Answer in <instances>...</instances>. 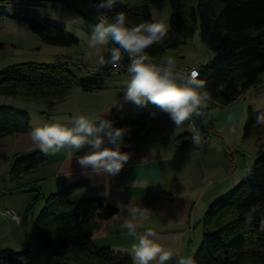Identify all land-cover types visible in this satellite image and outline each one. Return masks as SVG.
<instances>
[{
	"label": "trees",
	"instance_id": "obj_1",
	"mask_svg": "<svg viewBox=\"0 0 264 264\" xmlns=\"http://www.w3.org/2000/svg\"><path fill=\"white\" fill-rule=\"evenodd\" d=\"M164 1H169L172 8L170 30L163 41L146 52L154 62L161 63L163 55L186 45L200 29L203 44L214 54L213 61L200 66L198 78L205 81L211 96L207 108L201 110L209 136L214 133L213 112L238 102L248 84L261 83L258 77L264 73V0H123L109 16L124 12L129 26L155 22L152 8ZM37 2L0 0V28L4 20H14L25 23L44 44L68 48L78 45L79 39L65 26L29 11ZM3 47L0 44V49ZM72 56H61L53 63H21L6 68L0 72V95L45 102L53 110L75 89L85 93L103 90V80H81L74 74L72 68L82 69L63 61ZM157 110L156 105H137L133 116L107 119L115 127L128 129L124 140L142 142L158 128L159 121L152 115ZM256 114L257 110L248 109L243 137L259 144L257 159L231 193L205 213L203 239L194 255L198 264H264V225L259 224L264 218V125L256 122ZM31 129L28 112L0 106V138L29 134ZM186 138L191 139V134L178 140ZM46 160L40 150L16 155L10 170L12 180L18 182ZM77 186L45 199L35 221L40 243L63 264H132L129 255L98 249L88 229L93 215L110 219L118 209L105 198L71 200L70 194ZM30 192L36 195L21 223L26 238L29 218L42 197L38 189ZM249 211L253 215L248 225L242 226ZM31 253L30 248L23 252L5 249L0 252V264H18L20 259L29 260Z\"/></svg>",
	"mask_w": 264,
	"mask_h": 264
},
{
	"label": "crops",
	"instance_id": "obj_2",
	"mask_svg": "<svg viewBox=\"0 0 264 264\" xmlns=\"http://www.w3.org/2000/svg\"><path fill=\"white\" fill-rule=\"evenodd\" d=\"M70 55L74 54L72 52L62 54V56ZM191 66L195 65L188 64L183 68ZM125 78V76L115 77L117 80ZM258 80L261 82L259 85L250 83L246 86L245 93L238 102L213 112V141L209 139L208 144H193L190 138L178 140L180 136L158 139L153 137L154 131L146 141L124 140L121 151L129 153L130 158L115 176L97 174L91 168H82L78 163V157L84 155L87 148L76 153L75 149L66 146L55 153H44L47 159L45 164L24 175L18 181L23 188L10 197L21 199L24 196V199L18 205L7 203L6 206H13V210L15 208L20 211L23 218L27 206L32 203L36 195V192H30L31 189H38L42 196L39 202L43 199L45 202L49 196L78 185L70 194L71 200L83 197L105 198L118 209V214L110 219H102L96 214L90 218L88 229L98 249H111L129 255V249L135 240L128 234L127 229L122 227L123 219L119 214L118 205H127L135 201L142 207L150 209L153 214L141 222L137 229L139 233L142 234L150 228L165 248L174 253L194 256L200 246L196 241L202 242L203 239V229L201 231L199 228L201 225L203 228L205 213L211 205L231 192L243 178L239 175L237 160L232 159L233 157L231 160L226 159L221 153L224 140L219 138V134L221 132L229 134L231 129L236 128L237 137L241 138L248 109L251 107L257 111L264 110V73L258 77ZM103 84L105 87V82ZM72 94H76L77 101L75 103L73 101L71 107L67 106L56 112V108L67 101ZM72 94L58 102L49 115L40 118L39 125L55 122L70 126L73 118L79 115H86L97 121L102 117L106 119L112 116L127 117L132 115L137 107L133 102L124 101V91L119 88L113 92L100 90L85 93L77 90ZM159 111L158 109L156 112ZM1 139L8 141L0 145V153L4 154V157L0 158V170L5 172L6 183H10L9 173L13 158L40 149L29 134ZM252 142V150L257 151L259 144L256 141ZM236 143L239 144L238 149H241L242 153L245 152L244 148H251V144L244 145V140ZM238 152V150L234 151V154ZM18 226L21 227V224ZM22 233L24 234L23 229L21 235ZM26 242L25 246L29 245V242ZM27 248L31 249V247ZM42 249L39 250L41 253L38 254V261L33 260L32 255L35 251L31 249L29 259L31 264H63L44 246ZM3 250L5 249L0 252ZM168 264H176L175 256Z\"/></svg>",
	"mask_w": 264,
	"mask_h": 264
},
{
	"label": "clouds",
	"instance_id": "obj_3",
	"mask_svg": "<svg viewBox=\"0 0 264 264\" xmlns=\"http://www.w3.org/2000/svg\"><path fill=\"white\" fill-rule=\"evenodd\" d=\"M122 2L123 0H99L93 4L96 22L90 26L88 48L100 49L111 45L108 57L100 54L98 63L110 66L114 72L123 70L125 66L122 64V51L127 53L128 80L124 101L138 106H145L149 102L156 105L160 111L168 114L175 129L188 121L192 143H200L201 130L193 121L202 115L201 109L207 108L211 99L205 81L198 79L199 72L195 69L187 74L179 72L173 56H167L161 63L150 59L146 49L163 41L169 26L163 21L129 26L124 12L109 16ZM83 20L81 16L73 17L66 22L67 30L69 25H77ZM88 54L91 55V52ZM256 122L264 125V110L257 111ZM127 134L128 129L115 127L110 119L102 117L97 121L86 115L74 117L70 126L54 122L34 127L29 132L32 141L45 154L58 152L66 146L75 149L76 153L87 148L86 153L78 157L82 168H91L97 174L111 176L119 174L130 158L129 153L121 151ZM118 207L123 219L122 227L135 240L129 249L132 264H168L174 256L176 264H198L191 254L182 255L165 248L152 229L149 228L142 234L137 231L141 222L153 215L150 209L135 201L127 205L119 204ZM252 215L251 211L245 214L242 226L248 225V218ZM259 224L264 225V218L259 220Z\"/></svg>",
	"mask_w": 264,
	"mask_h": 264
},
{
	"label": "rangeland",
	"instance_id": "obj_4",
	"mask_svg": "<svg viewBox=\"0 0 264 264\" xmlns=\"http://www.w3.org/2000/svg\"><path fill=\"white\" fill-rule=\"evenodd\" d=\"M38 1L36 6L31 7L29 11L37 13L49 20H52L58 24H61L66 27V22L72 19L75 16H81L84 18L82 23L77 25H69L68 32L79 39V44L73 47H58L44 44L37 35L31 32L25 23L14 21V20H4L0 28V44L4 45L0 49V72L6 68L21 64V63H53L55 60L67 52L74 54L73 56H80L83 62L89 66L99 65L98 56L100 54L105 55L107 58L109 55V49L111 45L103 47L100 49H89L88 48V37L91 32V25L96 21L94 19L96 15V10L93 7L95 0H36ZM172 13V8L169 1H164L162 3L156 4L152 8V16L155 22L163 21L170 30V16ZM91 52V55L88 53ZM167 56H173L176 58V67L183 68L184 66L191 64L195 66L191 67H200L202 65L208 64L213 61L214 54L213 52L205 46L201 40L200 29L198 28L194 37L187 42L186 45L182 46L178 50L168 51L161 58V62ZM212 57V58H211ZM100 66V65H99ZM74 74L81 80H103L105 82V87L103 90L105 92H113L116 88L122 89L125 92L126 83L128 78L126 77L123 80H117L115 77L118 76H100L94 75L93 73L87 70H78L72 68ZM103 77V78H102ZM118 82V83H116ZM75 89L74 91H77ZM120 91V90H119ZM115 93V92H114ZM70 96V95H69ZM68 96V97H69ZM74 101V102H73ZM77 101L76 94H72L70 98L65 101L63 104H60L56 108V112H59L60 109H65L67 106L71 107V103ZM62 105V106H61ZM147 105H154L148 103ZM0 106L10 107L15 110L26 111L31 116V125L32 127L40 126V118H43L45 115L50 114V109L45 102H30L20 98H15L11 96H2L0 95ZM62 109V110H63ZM136 112V111H135ZM133 113L130 116H133L136 113ZM156 115L153 117L159 121V127L154 131L153 137H158V139H167L182 136L184 134H190L188 123L185 121L184 125L175 129V125L169 119L167 113L163 111L155 112ZM68 119H72L68 117ZM221 132V131H220ZM213 134H210L207 137V142L209 139L213 141ZM219 138H223V150L221 153L226 159H234L238 162V171L240 176H244L247 170L254 164L257 159V151L252 150V141L254 139H244L243 131L241 138L237 137V131L231 129L230 133L222 132L219 134ZM10 139V138H8ZM245 141L244 145H250L251 148H244L245 152H240L241 149H238L239 144L236 142ZM1 139L0 145L7 143ZM222 141V140H221ZM251 141V142H250ZM264 142V137L262 138V143ZM201 145H206L200 143ZM208 144V143H207ZM4 149V148H3ZM238 153L234 154V151ZM264 152V147L262 148ZM4 152V150L2 151ZM231 152V153H230ZM233 153V154H232ZM230 156H229V155ZM239 154V156H238ZM234 155V156H233ZM4 154L0 153V158H3ZM4 164V161L2 162ZM4 169V167H3ZM5 172L0 170V250L9 248L15 252H23L25 248L31 247L35 251L32 255L33 260H39L38 254L39 250L42 249V244L40 243L37 235L35 218L42 210L45 202L44 199L42 202L36 204L33 209V212L30 216L27 233L28 238L24 237L22 233V227L18 226L12 219L5 214L7 209H13V206L7 205V203H13L18 205L24 199H17L14 196L16 191H19L22 187L19 182H13L11 174L9 173V182L6 183L4 178ZM49 185V184H48ZM229 192L228 194H230ZM227 194V195H228ZM226 195V196H227ZM225 196V197H226ZM224 197V198H225ZM29 206V205H28ZM27 206V208H28ZM26 208V210H27ZM14 210H16L14 208ZM17 213L21 216L20 211L16 210ZM26 212V211H25ZM202 231V225L199 228ZM21 237V239H20ZM29 241V245L25 246ZM197 245L201 244V241H196ZM31 245V246H30ZM41 247V248H40ZM43 251V249H42ZM32 263V262H31ZM27 259H20L18 264H31Z\"/></svg>",
	"mask_w": 264,
	"mask_h": 264
},
{
	"label": "built area",
	"instance_id": "obj_5",
	"mask_svg": "<svg viewBox=\"0 0 264 264\" xmlns=\"http://www.w3.org/2000/svg\"><path fill=\"white\" fill-rule=\"evenodd\" d=\"M63 61L68 62L69 64H76L79 68L82 70H87L94 75H100V76H125L128 78L127 70H126V65L129 63V58L127 56V53H125L124 56H122V64L125 66L123 70L119 72H114L110 66H89L85 64L80 56H72V57H64ZM176 69L181 72L182 74H187L191 73L193 69L197 70L199 72L200 76V67H190V68H177ZM198 76V78H199ZM188 122V121H187ZM193 123H196L195 119ZM189 124V122H188ZM207 138H203L201 135V141L200 143L207 144L208 142L206 141ZM5 214L9 216L12 221H14L16 224L20 225L22 223V217L13 209H7Z\"/></svg>",
	"mask_w": 264,
	"mask_h": 264
},
{
	"label": "water",
	"instance_id": "obj_6",
	"mask_svg": "<svg viewBox=\"0 0 264 264\" xmlns=\"http://www.w3.org/2000/svg\"><path fill=\"white\" fill-rule=\"evenodd\" d=\"M195 121H196L197 125L199 126V128L201 130L202 137L203 138H207L208 137V130L206 128V125L204 123V119H203L202 115L199 116V117H196Z\"/></svg>",
	"mask_w": 264,
	"mask_h": 264
}]
</instances>
